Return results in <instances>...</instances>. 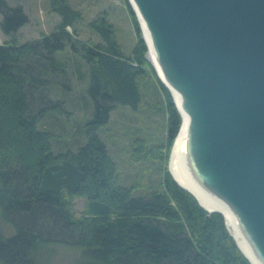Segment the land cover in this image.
Listing matches in <instances>:
<instances>
[{
  "label": "trees",
  "instance_id": "1",
  "mask_svg": "<svg viewBox=\"0 0 264 264\" xmlns=\"http://www.w3.org/2000/svg\"><path fill=\"white\" fill-rule=\"evenodd\" d=\"M122 1L130 53L108 12L85 21L70 0L20 42L28 16L0 0V264H251L168 170L182 118Z\"/></svg>",
  "mask_w": 264,
  "mask_h": 264
},
{
  "label": "water",
  "instance_id": "2",
  "mask_svg": "<svg viewBox=\"0 0 264 264\" xmlns=\"http://www.w3.org/2000/svg\"><path fill=\"white\" fill-rule=\"evenodd\" d=\"M128 1L189 117L198 179L232 209L264 264V0Z\"/></svg>",
  "mask_w": 264,
  "mask_h": 264
},
{
  "label": "rangeland",
  "instance_id": "3",
  "mask_svg": "<svg viewBox=\"0 0 264 264\" xmlns=\"http://www.w3.org/2000/svg\"><path fill=\"white\" fill-rule=\"evenodd\" d=\"M6 1L11 6H15L18 3L21 4L23 11L28 16V19H29L28 23L22 26L18 30V33H17V37L20 42L32 41V40L38 39L41 34H49L53 30L54 25L59 20V17L57 15L48 12L47 7H46L48 6V0H22L19 2L18 0H6ZM45 1H46V4H45ZM126 1L131 7L129 1L128 0ZM70 2L74 8L82 12V15L85 21L93 18L95 15H97L100 12H104V11L108 12V17L115 27L116 36H117V39L121 47L123 48L125 53L131 52V50L133 49L135 45L136 37H135V32L133 30V26L129 18L127 9L122 0H70ZM133 13L135 14L134 11ZM0 19H1V15H0ZM138 25H139V22H138ZM139 28H140V25H139ZM140 31H141V36H142L141 28H140ZM5 39H6L5 36H3V34L0 31V42H3ZM145 57L146 59L149 58L148 48L146 49ZM71 78H72V81L70 82L74 83L73 77ZM154 119H155L154 122H156L158 118L156 117ZM159 119L160 121H162L161 118ZM180 120H181V117H180ZM47 123L50 124V122H47ZM169 155H170V152H169ZM169 160H170V157H169ZM167 167L169 170V162L167 164ZM73 208H74V213L77 216L80 215L81 211L84 208V199L79 198V197L75 198ZM232 238L234 239V237Z\"/></svg>",
  "mask_w": 264,
  "mask_h": 264
},
{
  "label": "bare ground",
  "instance_id": "4",
  "mask_svg": "<svg viewBox=\"0 0 264 264\" xmlns=\"http://www.w3.org/2000/svg\"><path fill=\"white\" fill-rule=\"evenodd\" d=\"M144 36L148 44V57L154 63L158 74L161 76L163 82L171 89L177 106L180 109L182 123L180 129L174 140L169 160V171L172 177L183 187L190 190L198 202L207 209L217 210L222 213L226 225L234 237L241 251L248 258L251 264H263L252 245L248 241L238 222L237 216L232 209L217 196L213 195L201 181L198 179L190 160V151L188 148V121L189 117L180 107V97L173 91V89L165 82L160 68L156 61V55L151 45L148 32L145 28L144 22L140 19Z\"/></svg>",
  "mask_w": 264,
  "mask_h": 264
}]
</instances>
